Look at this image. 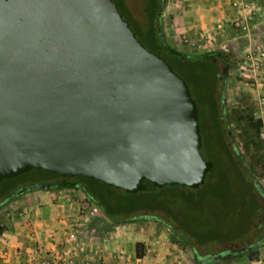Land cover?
I'll return each mask as SVG.
<instances>
[{
    "label": "water",
    "instance_id": "obj_1",
    "mask_svg": "<svg viewBox=\"0 0 264 264\" xmlns=\"http://www.w3.org/2000/svg\"><path fill=\"white\" fill-rule=\"evenodd\" d=\"M197 117L111 0H0V182L37 169L128 193L194 188L212 166Z\"/></svg>",
    "mask_w": 264,
    "mask_h": 264
},
{
    "label": "trees",
    "instance_id": "obj_2",
    "mask_svg": "<svg viewBox=\"0 0 264 264\" xmlns=\"http://www.w3.org/2000/svg\"><path fill=\"white\" fill-rule=\"evenodd\" d=\"M111 1L116 4L123 20L128 23L143 47L168 63L173 72L188 86L190 96L197 108L201 135L200 153L205 161L211 162V168L197 187L180 185L157 187L144 180L141 189L136 193H128L121 188L83 176L63 177L33 169L0 182V206L9 204L13 196L17 197L15 192L23 183L30 184L31 180H38L36 184H43L41 180H45L49 190L82 191L113 222V225L106 226L108 229L121 224L135 223L139 219L163 223L173 234L187 242L193 251L195 264H215L221 258L230 262L234 260L238 250L227 247L239 246V240L246 234L247 227L251 226L250 212L260 209L256 194L258 193V196L264 199V189L256 183L253 173L243 164L236 148L226 143L227 132L219 127L224 116V108L221 105L224 101V89L222 90L216 81L219 74L217 64L224 54L221 51H212L191 56L169 45L162 34L160 22L164 0H145L144 25L132 16L125 0ZM191 89L197 98L192 97ZM236 101L239 102L234 100L233 103ZM246 105L242 102L243 108L239 112L243 115L239 118L247 122L251 130L246 141L247 146H254L256 150L263 149L264 158L260 132L261 121L255 118L251 109H245L249 106ZM204 148L206 151L210 150H208L210 156L215 162L217 161L216 165L203 157L202 149ZM221 166L223 169H219ZM213 170H217L215 172L217 177L206 181L207 175ZM236 193L241 194L237 197ZM204 196L214 198L215 206L211 205L212 210L219 211L227 217L235 212L237 221L224 228L229 233L234 232L235 238H229L227 233H222L223 238L210 237L211 234L207 233L205 221L208 222V220L205 219L204 212L208 208H204L206 204L203 200ZM144 212L148 215H144ZM137 216L140 218L136 219ZM102 223L103 227L104 222ZM139 245L141 246V244L135 246L136 257L143 255L138 251ZM222 246L224 250H219L218 248Z\"/></svg>",
    "mask_w": 264,
    "mask_h": 264
},
{
    "label": "rangeland",
    "instance_id": "obj_3",
    "mask_svg": "<svg viewBox=\"0 0 264 264\" xmlns=\"http://www.w3.org/2000/svg\"><path fill=\"white\" fill-rule=\"evenodd\" d=\"M176 2H179L180 6ZM126 6L128 10L131 12L132 16L141 23V25H144L145 23V13H144V2L143 0H125ZM187 0H164V9L168 5H175L177 8L176 10L183 9L185 10L187 8ZM223 11H220V25H219V35L215 36V39L211 43H206L205 47L197 48V49H191L189 46L185 44V42H191L192 40H188L185 37H182L180 35L177 36V38H172L168 42V44L172 45V47L177 48L181 53L183 54H188V55H197V54H202L206 52H212V51H221L224 55L227 56V65H226V75L225 79L222 82L223 84V89H224V107L225 111L228 115L229 118V123L232 125H236L239 128V130L235 131V129H230L231 133L229 134V141L235 145L236 150L238 151V154L240 155L243 164L249 168V170L253 173V176L255 178L256 183L264 189V158H263V149H255L254 146H247L248 137L251 134V130L247 126V122L241 120L239 117L242 116L243 114L239 112V110H242L243 106L242 102L246 103L248 106L245 109H251L253 111V104L251 97L248 93H246L245 90H243V87H240V90L236 89V84H237V69L236 63L238 61V57L241 56L244 48L250 43V42H264L261 39L264 38V18L259 20L256 25H250L248 32L246 33L244 31H237L233 29L230 24L225 22L226 18L230 16L231 10L229 9V6L227 7L226 4L221 2L219 4ZM218 5V7H219ZM220 8V7H219ZM175 9H172V11ZM163 14V12H162ZM161 14V27L164 30V36L167 37H173L175 36L174 33V28L173 24L171 23V20L168 18H163V15ZM170 23V24H169ZM180 44V47L175 44ZM195 42V41H192ZM175 44V45H174ZM196 44L199 45V43L196 42ZM191 88V85H189ZM192 90V89H191ZM195 92L192 90V97L197 98L196 95H194ZM234 100H239L236 101L235 103ZM241 103V105H239ZM261 132V131H260ZM261 134H263L261 132ZM262 139V137H261ZM263 147H264V140L262 139ZM209 150V149H208ZM207 150V151H208ZM207 151L202 149V155L205 159H209L213 161L214 165L217 164V161L212 159L210 156V150ZM208 155V156H207ZM219 169H223L221 166ZM217 170L211 171L206 178V181H208L211 178H216L217 173H215ZM212 183V182H211ZM58 190V189H57ZM40 191L41 193H44L43 191L45 190H35ZM59 192H54L51 194V196H57L58 198H63V199H70L74 204L77 205V209L85 208L86 210H89L87 214L85 213H80L77 214V209L73 214V217L80 218L81 220V226L82 228H86L84 231L86 232V237L89 240L92 237L94 239H98V243L93 242V244L96 246L95 249L102 254L103 256H106L111 262L114 264H125L128 263V259H131L132 261H135V246L136 244H141L139 245L138 251H141L143 254L145 251V248L147 245H144L146 243H141L139 241H135L136 238L135 235L136 233L140 231H146V227L152 224H158L160 228H162L166 234L168 239L171 240L172 243H175L177 246V253L175 254V260L176 264H195L194 262V255L193 251L190 248V246L185 242L183 239H181L178 235L173 234V232L168 229L163 223H155L151 221H144L139 219L140 216L136 219L137 220L135 223H126V224H121L118 225L120 229H122V233H119L116 236H113V239L106 236L105 230L104 229H90L89 227L91 226V223H94L97 227H102L104 222V228H107L106 226L113 225V222L108 219L103 212L96 206L91 200H89L85 194L80 191V190H69V189H60L58 190ZM176 191V190H174ZM172 191V193L174 192ZM177 192V191H176ZM32 193V192H31ZM28 194L27 192H23L21 194L16 195L17 197L14 198L12 197V200L9 202L10 206H5V210L2 211L0 214V220L4 222L6 214H11L13 213L14 210H18V205L14 202L16 199H19L20 197H23L24 195ZM237 197L241 193H236ZM262 199V198H261ZM203 200L205 201L204 208L207 207L208 209L205 210L204 212V217L208 222L205 221V227L207 230V233L211 234L210 237H217L218 238H223L224 234L222 233H227L229 234V238H235L236 234L234 232H227L224 228L228 227L231 225V223H234L237 221L236 214L235 212H232L230 214V217L224 216L223 213H219V211H214L211 209L212 207L215 206L214 198H211L210 196H204ZM221 201V200H219ZM222 202V201H221ZM262 203V202H261ZM220 205V203H219ZM264 206V203L261 204V207ZM92 207L97 208L96 212L92 211ZM77 214V215H76ZM144 215H148L146 212L143 213ZM260 216L258 221V224L261 222V226L264 228V220L262 219V214L261 210L259 212ZM76 215V216H75ZM102 221V222H101ZM210 221V222H209ZM59 223V221H58ZM101 224V225H100ZM61 227L60 223L58 227ZM89 226V227H88ZM26 228H31L29 223L27 224ZM115 228V227H114ZM112 228V229H114ZM127 228V229H123ZM28 231V230H27ZM60 231V230H59ZM131 234L130 237H126L125 241H122V235H127ZM85 236V235H84ZM110 240H113L114 243H112ZM117 240V241H116ZM91 242V241H90ZM110 242V243H109ZM134 242H136L134 244ZM109 243V244H108ZM210 245V244H208ZM240 246H243V244H238ZM236 245H230L227 248L230 249H236L238 248ZM226 248V247H225ZM257 248L260 249V254L262 253V256H264V246H258ZM219 250H224V246L222 248H218ZM156 250V249H155ZM217 250V249H216ZM152 252V251H151ZM215 252V250H214ZM154 257L156 258L159 255V251H155L153 253ZM235 258L232 261H228L226 259H222L215 263V264H258L260 261H262L264 264V259H259L257 262H249L246 257H245V252L238 251L235 254ZM217 257V256H216ZM224 258V257H223Z\"/></svg>",
    "mask_w": 264,
    "mask_h": 264
},
{
    "label": "crops",
    "instance_id": "obj_4",
    "mask_svg": "<svg viewBox=\"0 0 264 264\" xmlns=\"http://www.w3.org/2000/svg\"><path fill=\"white\" fill-rule=\"evenodd\" d=\"M222 1L228 7L229 0H187L189 4H187L188 6L185 10L175 9L180 6L179 2H176L178 4L177 7L168 5L162 15L163 18L168 16L171 20L175 36L170 38L164 36L163 28L162 34L165 40L169 42L170 39L177 38L180 35L188 40L198 42L201 47H205L206 43H211L215 36L219 35L220 11H223L219 4ZM172 9H175V11H172ZM261 40L264 41V38ZM176 45L180 47L179 43ZM58 190H45L43 191L44 193L30 191L14 201L19 207L18 210H14L10 215L6 214L7 216L4 218L5 231L3 241L0 243V264H38L34 254L40 246L57 248V238L59 230L61 231V227H58V221L61 219L63 221L66 216H73L77 209V205L70 199L51 196L52 193L59 192ZM5 206H10V204L1 205L0 214L5 210ZM28 223L31 228H26ZM89 228L104 229L106 236L112 239L113 236L123 231L119 226L114 229H108L97 227L94 223H91ZM85 229L83 228L80 243L78 244L82 250L78 254V259L89 257L110 261L95 249L96 246L92 241L98 243L97 240L99 238L95 239L94 237L93 239L91 237V240L85 238L87 232L84 231ZM130 236L131 234L129 233L122 235V241L124 242L126 237ZM134 236L136 238L135 241L143 244L147 242L144 245H147L145 250H148L144 254L140 251L143 254L142 257L135 256V261L128 259V263L125 264H176L175 254L178 251L176 249L177 246L168 239L166 232L158 224L149 225L146 227V231H140ZM110 241L114 243L113 240ZM258 250L259 259H264L262 253L260 254L259 248ZM155 251H159V255L156 258L153 255ZM262 263L260 261L258 264Z\"/></svg>",
    "mask_w": 264,
    "mask_h": 264
},
{
    "label": "built area",
    "instance_id": "obj_5",
    "mask_svg": "<svg viewBox=\"0 0 264 264\" xmlns=\"http://www.w3.org/2000/svg\"><path fill=\"white\" fill-rule=\"evenodd\" d=\"M228 6L231 13L225 22L239 32L249 33V26L256 25L264 18V0H229ZM185 44L191 49L201 48L196 42L187 41ZM235 68L238 76L236 89L243 87L250 95L254 106L253 115L261 121L260 131L264 140V42H250L238 57ZM91 209L93 212L97 211L95 207ZM88 212L84 207L77 209V214ZM59 223L61 231L57 238V248L40 246L34 254L38 264H114L89 257L78 259V254L82 251L78 244L83 233L80 218L66 216ZM4 231V223L0 220V243L3 241Z\"/></svg>",
    "mask_w": 264,
    "mask_h": 264
},
{
    "label": "flooded vegetation",
    "instance_id": "obj_6",
    "mask_svg": "<svg viewBox=\"0 0 264 264\" xmlns=\"http://www.w3.org/2000/svg\"><path fill=\"white\" fill-rule=\"evenodd\" d=\"M144 4L145 0L143 1ZM146 6L144 5V8ZM218 69H219V74L217 76L216 81L218 82V85L220 86V88L223 90V84L222 82L224 81V77L226 75V65H227V56L223 55L222 59L218 61ZM225 100L222 101L221 105L224 108L223 110V119H222V123L219 125V127L222 129V131L227 132V136H226V143L229 144L232 147H235V145H233L230 141H229V134L231 133L230 129H235V131L239 130V128L237 127V123L236 125H232L229 123V118L228 115L225 111ZM41 180V179H40ZM39 181L37 180H31L30 184L27 183H23L19 188V190H17L15 192V195L21 194L23 192H30V191H35V190H46V188H48L49 190V186L46 184L45 180H41V183L43 184H36ZM24 185V186H23ZM27 185V186H26ZM255 196V195H254ZM256 199L259 202V206L260 209H258L257 211L251 213L250 212V216H249V223L251 224V226L247 227V232L246 234L243 236L242 239L239 240L238 244H243V246L238 247L236 250H240L242 252L248 253L249 251H251L252 249L257 248L258 246H264V228L261 226V222L258 224L257 220L259 219V212L261 210V214H262V219L264 220V206L261 207V204L264 203V199H261L258 196V193L256 194ZM262 202V203H261Z\"/></svg>",
    "mask_w": 264,
    "mask_h": 264
}]
</instances>
